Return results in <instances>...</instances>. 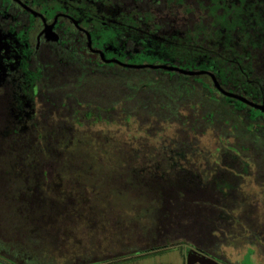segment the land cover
Segmentation results:
<instances>
[{
  "label": "trees",
  "instance_id": "16d2710c",
  "mask_svg": "<svg viewBox=\"0 0 264 264\" xmlns=\"http://www.w3.org/2000/svg\"><path fill=\"white\" fill-rule=\"evenodd\" d=\"M71 2L82 13L78 16L95 18L91 9L105 18V36L93 44L105 58L139 65L155 56L167 66L209 72L223 90L264 103V44L235 40L230 13L209 0H48L40 6L51 16L58 9L68 10ZM135 15L141 28H152L148 40L153 47L112 25ZM96 19L99 26L102 19ZM31 20L12 0H0V36L12 41L11 61L17 63L11 71H0V264H24L25 258L40 257L45 245L36 228L75 203L73 198L61 202L49 196L44 189L47 177L52 172L89 175L93 163L83 147L73 146V138L80 126L98 123L134 119L150 136L164 124L178 126L154 170L148 165L105 175L101 187L114 193L113 202L127 196L122 186L137 185L136 197L147 195L151 211L152 200L154 207L167 203L183 210L184 221L198 220L207 244L206 249L196 242L192 247L213 258L212 249L221 242L214 232L226 236L233 223L249 233L254 229L255 238L264 231L257 230L248 207L236 195L245 169L264 191L260 110L223 95L206 73L105 63L89 52L78 31L60 27L55 29L56 41L41 38L36 47L27 37ZM19 87L25 88L29 100L16 110ZM206 131L224 143L203 178L181 161L197 153L198 137ZM234 209H241L240 214L234 215ZM157 237L148 241L156 242Z\"/></svg>",
  "mask_w": 264,
  "mask_h": 264
},
{
  "label": "rangeland",
  "instance_id": "374dc122",
  "mask_svg": "<svg viewBox=\"0 0 264 264\" xmlns=\"http://www.w3.org/2000/svg\"><path fill=\"white\" fill-rule=\"evenodd\" d=\"M45 1L48 3V0H36L39 3ZM209 1L223 8L225 13H230L235 24V40L246 39L255 46L264 44V0ZM51 2L56 3V0ZM135 22L134 19L126 21L122 18L118 22L112 21V25L136 37L142 45L153 47L152 41L148 40L152 37V28H141ZM39 29V23L35 22L28 33L29 43L33 42ZM12 46L8 37L0 36L2 72L14 68L15 64L9 63V57L13 55ZM152 58L149 59L152 62L147 64H161L159 59L154 60L155 56ZM23 87H19L16 110L28 104L29 96ZM177 128V124H164L162 131L150 136L146 134L145 127L139 126L134 119L128 123H98L77 128L73 146L84 148L88 161L93 163V170L85 178L78 174H49L44 188L47 194L61 202L68 197L73 198L75 203L65 213L53 216L36 228L37 237L45 247L40 251V257L25 258L24 264H185L187 251L194 246V242L206 249L207 244L198 231V220L184 221L183 210L178 211L167 203L154 207L152 200L151 211V200L147 195L136 197L134 191H138L137 185L122 186L127 196H118L115 202L114 193L101 187L106 183L105 175L109 176L114 170L123 172L126 168L143 169L148 165L154 170L165 153L162 149L175 137ZM223 143L222 138L206 131L198 137L197 153L191 159L187 157L188 162L181 161V164L194 175L207 177L209 167L218 160ZM163 164L167 166L166 162ZM241 177L243 181L236 195L248 207L250 212L247 215L249 217L251 213L257 230L262 231L264 191L246 169L242 170ZM82 185V190L77 188ZM233 212L238 215L241 209H234ZM156 226L161 228L158 237ZM244 228L233 223L226 236L214 232L221 239L218 246L212 249L216 261L222 264H264V231L255 238L254 229L249 233ZM148 235L150 238L156 236V242L150 243ZM154 245L157 246L152 247Z\"/></svg>",
  "mask_w": 264,
  "mask_h": 264
},
{
  "label": "flooded vegetation",
  "instance_id": "af4514ba",
  "mask_svg": "<svg viewBox=\"0 0 264 264\" xmlns=\"http://www.w3.org/2000/svg\"><path fill=\"white\" fill-rule=\"evenodd\" d=\"M12 1L17 6H19L22 10L28 12L32 16V20H31V23H30V29H29L28 33L34 28V23L35 22L39 23L40 29L37 32V34L35 35L34 40H33L36 47L39 46L41 38L45 39L44 35L41 33L42 29H43V26H44V23L45 24H53V29L52 30L56 34H57V31L55 29H60V27L64 28V29L66 28L67 30L73 31V32L78 31L79 32V37H80L79 40L81 42L83 41V42L86 43V46H87L89 52L92 55H94V56L98 55L103 62H105V60H112V58H110V59L109 58H105L103 54H102V57H103L102 58L101 57V53H102L101 50L98 47H94L93 46V44L95 43V40L98 41V40L104 38V36H105L104 29L106 27V22H105V18L103 19L102 16H98V15L96 16L92 12L91 9L89 10V12H91V16L94 15L95 18L94 17H89L88 15L78 16L79 14H82V13L81 12H77L79 10L75 6L76 3L71 2V3H68L69 4L68 10H66V8H64L62 11H60L58 9V10L52 12V15L50 16V14L48 13V11H49L48 8H42L40 6V3L36 2V0H27L30 4H27V3H25V2H23L21 0H18V1L17 0H12ZM33 2H36L37 7H35L34 5L32 6ZM58 2H60V1H58ZM60 4H61V2H60ZM23 5H24V7H23ZM33 12H35V14ZM122 12H125V11L122 10ZM96 18L102 19L101 24L99 23V26L97 25L98 19H96ZM132 18L135 20L136 19V15L133 16ZM136 23L139 24L137 22V20H136ZM88 27L90 28V30L88 29ZM100 28H102L103 30H100ZM93 29H95V30H93ZM122 31L124 32V30H122ZM28 33H27V37L29 36ZM133 39L138 41V39L136 37H134V36H133ZM9 58H10L9 59V63H11L13 65L15 64L14 66H16L17 63L16 62H12L11 61V57H9ZM14 68H16V67H14ZM13 69H10V71L13 70ZM247 100H249V99H247ZM249 101H251L253 103L264 105V103H258V102L252 101V100H249ZM249 107H251V106H249ZM261 112L264 114L263 111H261ZM153 249H152V251H153ZM190 249L195 250L198 254L206 255V254L202 253L201 251H199L198 249H196L194 247L193 248L190 247ZM206 256H209V255H206ZM209 257H211V256H209Z\"/></svg>",
  "mask_w": 264,
  "mask_h": 264
},
{
  "label": "water",
  "instance_id": "95a60500",
  "mask_svg": "<svg viewBox=\"0 0 264 264\" xmlns=\"http://www.w3.org/2000/svg\"><path fill=\"white\" fill-rule=\"evenodd\" d=\"M18 1V0H17ZM24 7V5H23ZM35 14V12H33ZM52 26L53 24H45L43 26L42 29V34L44 35L45 39L48 41H56L57 40V35L56 33L52 30ZM89 39V38H88ZM101 57H102V53H101ZM103 58V57H102ZM106 63L108 62H115L119 65H122L124 67H130V68H153V69H165L168 71H176L185 75H197V74H204L206 73L207 75L210 76L214 86L216 89H218L223 95L237 99L241 102H243L246 105L251 106L252 108L258 109L260 111L264 112V105L261 104H257V103H253L249 100H247L245 97L240 96V95H236L233 94L231 92L225 91L223 90L219 84L217 83L215 77L210 74L209 72H205V71H186L177 67H173V66H167V65H163V64H139V65H135V64H126V63H121L118 60L112 59V60H105ZM185 264H222L218 261H216L214 258L203 255V254H198L195 250L192 249H188L187 251V255L185 258Z\"/></svg>",
  "mask_w": 264,
  "mask_h": 264
}]
</instances>
